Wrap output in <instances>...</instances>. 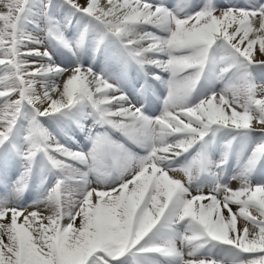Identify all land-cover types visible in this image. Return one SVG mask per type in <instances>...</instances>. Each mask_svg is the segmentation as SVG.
Returning a JSON list of instances; mask_svg holds the SVG:
<instances>
[{
    "label": "snow or ice",
    "instance_id": "snow-or-ice-1",
    "mask_svg": "<svg viewBox=\"0 0 264 264\" xmlns=\"http://www.w3.org/2000/svg\"><path fill=\"white\" fill-rule=\"evenodd\" d=\"M63 4L94 24L100 42L115 37L132 59L169 72V94L163 113L150 118L91 68L42 63L51 55L27 25L39 28L31 19L35 14L55 25L52 3L0 0V167L7 176L13 151L24 164L16 185L0 200V264H264V184L248 180L264 160V143L242 161L238 187L217 183L207 192L191 191L201 175L226 163L207 159L216 133H234L226 147L253 133L264 137V84L251 71L257 68L264 80V4L223 9L208 4L183 18L148 0ZM45 35L73 52L87 39L81 34L69 40L59 26ZM202 78L210 83L218 78L224 87L192 104ZM81 104L91 105L102 127L147 154L132 156L106 133L93 139L88 154L55 142L40 118L68 116ZM193 149L191 160L173 166ZM37 157L61 178L46 208L20 207L12 197L19 196ZM70 161L115 169L122 179L111 187L81 189L87 181Z\"/></svg>",
    "mask_w": 264,
    "mask_h": 264
},
{
    "label": "bare ground",
    "instance_id": "bare-ground-1",
    "mask_svg": "<svg viewBox=\"0 0 264 264\" xmlns=\"http://www.w3.org/2000/svg\"><path fill=\"white\" fill-rule=\"evenodd\" d=\"M50 2L53 5L52 10L58 9L60 3L57 0H50ZM208 2L214 5L215 7L221 8V9L234 6L233 0H201L199 3L193 0H182V1L174 0L172 3H169L166 6V8H168L176 16L183 18L185 16L192 15L195 12L200 11L203 8V4L208 3ZM239 2L241 5L247 8H254V7H258L260 4H264V0H239ZM59 13L61 14L62 12H59ZM77 15H79L80 20L83 18L82 16H80L79 13H77ZM67 17H68V13H67ZM31 19L39 24V20H36L34 18H31ZM69 23L73 24L74 21H70ZM30 25L31 26L29 28V32L33 35L35 39H37V36H39V28L34 27L33 24L31 23ZM50 25H53V24H49V26ZM152 30L156 32L158 36H162L165 33L163 31H157L156 29H152ZM74 33L75 32L71 33L70 35L75 36ZM89 34H90V30H87V35ZM72 41H75V40H72ZM87 42H91V41L86 39L83 46L76 52L70 51L60 44H58L57 46L51 45V50L54 51L52 60H55L57 64L62 68L71 69L69 68L68 65L71 64L73 60L79 59L80 62L88 64L89 67L92 69V71L99 72L103 77H110V76H114L116 74H121V73L132 75V73L138 71V67H139L138 64L134 62L133 60H131L123 52L122 48L116 41L115 37H110L104 40L103 43L100 45L99 51L95 57L94 55L91 56L89 54V46ZM164 57L165 56H161V57H158V59L163 60ZM153 69L156 72L157 77H159V79L156 78L157 80L155 81L157 82L156 83L157 88L161 92L169 93L167 82L164 83L162 81V78L168 72H165L155 66ZM200 83L201 84H199L196 87V90L193 92L190 98V103L192 104L198 103L200 100L207 98L208 96H205L207 93L210 96L212 92L214 91L220 92L222 88L224 87V82L220 81L218 78H214L211 84H208L207 79L202 78ZM144 104L146 105L145 116L147 117H150V118L159 117L163 113L162 106L160 107L151 98L146 99ZM68 117L73 119V122H74V127L72 129V135L74 137V142H75L73 143V145L75 146L77 153H81L82 149L83 150L86 148L88 149V147H86L87 138L90 140L92 146L90 147V150L88 149L87 152L84 154H88L92 150L93 139L97 135L104 134L110 131L111 133H113V138L114 139L117 138L119 141H121L125 149H127L129 153H133V152L141 153L144 150V147L138 146L137 144L128 141L119 132H116L110 128L102 127L98 121V118L94 114L91 105L89 104L78 105L76 108H74L69 113ZM44 120H45V117L40 118V123L42 126H43V123L45 122ZM101 127L104 130L102 132L100 131L98 132V130H100ZM220 132H227L228 137L220 139V140L218 138L212 137V141L210 142L209 147L211 148V150H214L216 153L219 152V149L223 143L227 142L226 144L227 146L229 144V141L231 140L232 135H234V133H230L228 132V130H221ZM90 134H93V135L90 136ZM256 138L257 140L264 141V137H258L256 133L251 134V136H249L248 139L250 141L251 139L254 140ZM247 146L248 144H247L246 138L241 137L236 142L232 143L230 147H226L227 152L225 156H227L228 160L222 167V170L224 169V171L221 177L227 179V184H226L227 186H231V187L239 186L241 182L240 173L242 171V166H243L240 164L239 160H240V157H242V155L245 153ZM41 163H42V158L37 157V161L34 164L32 170L36 168L37 164H41ZM69 163L72 164V167L75 169L76 173L80 176L82 175L86 176L85 174L89 175V173L94 174L92 171L88 170L89 166L87 164H81L79 162H71V161ZM174 167H177V166H174ZM15 172H16V168H15V161H14L9 172L7 173V176L5 175L0 176V188L6 189L7 192L11 191V189L13 188V185L7 181L6 177H8V175L15 174ZM111 173L113 177L116 178V176H120L122 179L121 173L117 172L115 169H110V168H101V171L94 175H97L103 182H106L108 176ZM253 174H259L262 179L255 180L253 178ZM175 175H179V173ZM248 180L250 183H253L255 181L264 183V163L262 161L258 165L255 166V169L248 176ZM200 184H202L201 181H200ZM196 185L197 183L194 182V184L191 186V190ZM24 191H25V188L22 189L19 195H22ZM73 191H76V189L74 188ZM47 197L48 196H44V198L40 201V205L38 206V208H46Z\"/></svg>",
    "mask_w": 264,
    "mask_h": 264
},
{
    "label": "rangeland",
    "instance_id": "rangeland-1",
    "mask_svg": "<svg viewBox=\"0 0 264 264\" xmlns=\"http://www.w3.org/2000/svg\"><path fill=\"white\" fill-rule=\"evenodd\" d=\"M60 5L58 7V9L56 10H51L52 11V15H51V20L55 22V25H50L49 24H46V21H44L43 19H41V17L39 16V14H35L33 15L31 18H34L36 20H39V36H37V39L38 40H42L43 41V46L46 47L48 50H49V54L51 55V57L53 56L54 54V51L51 50V45H54V40L52 39H48L45 35L46 31L48 28H51V27H54V26H59L62 22H64V20L68 21H74L73 25L79 30V36L81 35L82 31L86 30V28H90V35H89V41L91 42H100L101 41V37H100V34L98 33L97 29L95 28L94 24H88L86 22V19L83 17L81 20L79 18V15H77V13L74 11V10H68L67 9V6L63 4V0H57ZM207 5L204 4V7ZM235 8H245L244 6L242 5H239ZM60 10V11H58ZM59 12H62L61 14ZM67 13H68V17H67ZM63 19V20H62ZM80 20V21H79ZM30 23L27 25V30L29 31V28H30ZM60 27V26H59ZM84 28V29H83ZM167 33H164L162 36H166ZM116 39V38H115ZM47 41V42H46ZM117 42H119L118 40H116ZM101 43V42H100ZM120 43V42H119ZM96 45V44H95ZM122 46V45H121ZM96 48H99V47H96ZM108 48V47H107ZM122 50L125 51V49L123 48L122 46ZM94 51L96 52L97 49H95V46L90 48L89 49V54H92L94 53ZM92 56V55H91ZM167 58V57H166ZM35 59L38 60V57H36ZM40 59V58H39ZM163 60H166L165 58ZM79 59H75L73 60V62H71L70 65H72V68L76 67L78 65V62ZM46 62V61H44ZM48 63H51V64H54V65H57V62L55 60H51V61H47ZM85 67L84 68H90L88 64H84ZM60 67V66H59ZM252 76L256 79V81L258 83H262L264 84V81L263 80H259V70L257 68H253L252 70ZM95 72L96 74L98 75H101L99 72L97 71H93ZM168 76H166L163 80L166 82L168 80L171 79V74L168 72L167 73ZM114 78V76H112L111 78L108 77V78H105V79H112ZM208 84H211L208 80ZM167 85V84H166ZM153 90H154V93L156 94L155 98H154V101L156 104H158L159 106H162V112L164 111V102L165 100L167 99L168 97V94L169 93H165L164 94H159L157 89L155 87H153ZM205 96H209L208 94H206ZM259 98V97H258ZM65 117L66 116H55V117H45V122L43 123V128L46 129L47 133L50 132V131H53L56 127H61L63 128L64 126H66L68 124V120H65ZM53 130H52V129ZM52 138V136H50ZM228 137V133L227 132H218L216 133L215 135V138H218L219 140L220 139H223V138H227ZM212 138V137H211ZM211 138H210V141H211ZM121 144V142H118ZM260 143H264V142H258V143H252L251 141L248 142V146H247V150L246 152L243 154L244 157L247 158L248 155L251 154V148L255 147L257 144H260ZM225 146H226V143H224L221 147H220V153L217 155L216 154V158L218 156H220V159H223L224 158V153H225ZM209 149V148H208ZM4 150H1L0 149V152H2ZM209 151V150H208ZM195 152H196V149H193L190 153H188L187 155H191V156H187L189 157L187 159V161L191 160L192 156L195 155ZM132 156L134 157H143L147 154V151L146 149L144 148V150L141 152V153H138V152H134V153H130ZM12 155V158L14 159L15 161V168H16V172L14 175H16V181L19 180L22 172L24 171V164L23 162L21 161L20 157L16 154L15 151H13L11 153ZM208 155V154H207ZM42 158V157H41ZM212 154L208 155L207 156V159L209 161H212ZM242 159V158H241ZM241 159L239 160L240 161V164L242 165V161ZM187 161L185 163H187ZM263 163H264V160H263ZM212 165H215V160H214V163L211 162ZM48 162L46 161V159L42 158V163L41 164H37L36 168L34 170L31 169L30 171V174L25 178V182L23 184V187L22 189H24V187H29L30 189L27 191V193L24 195H21V196H18V198L16 196H13L12 197V200H14L16 203L18 202L19 205H21L22 207H38L40 205V201L44 198V196L38 191V184H42V174L44 172V174H47V169L48 168ZM33 168V167H32ZM88 170L90 171H94V172H97L99 170V168L97 169H91L90 167H88ZM92 171V172H93ZM211 171V175L208 174V172H205V176L207 178V182L206 184L204 185V187H196V188H193L191 191H193V193H195L197 190H200V191H204V192H207L209 190H211L215 184L219 183V184H222V185H226L227 182H226V179H223L221 176H220V172L221 170L220 169H216V168H211L210 169ZM93 172V173H94ZM218 173V175H217ZM0 174L3 175L5 174L4 170L2 167H0ZM92 173H89L88 174H85L86 176H84V179L87 181V185H82V187L84 186H103V187H106V184L109 183V181H112L111 183L113 184H118L121 180V177H117V179L115 180V178L112 176V173L108 176V180L107 182L103 183L99 177L97 175H94ZM253 178L255 180H260L262 179L261 176L259 174H253ZM52 180L49 178L47 180V186H48V189H49V184H50V189L54 188L53 186V182ZM252 185H257V184H264L262 182H259V181H255L253 183H251ZM110 187L113 186L111 184H109ZM2 188V190L0 189V200L3 199V197H7L9 193H6V189ZM4 191V192H3ZM6 191V192H5ZM1 192H3L1 194ZM17 198V199H16ZM218 254V253H217Z\"/></svg>",
    "mask_w": 264,
    "mask_h": 264
}]
</instances>
